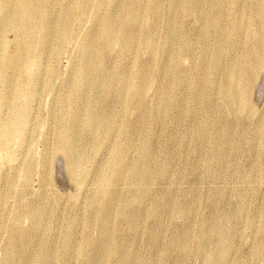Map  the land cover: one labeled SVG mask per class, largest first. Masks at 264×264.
Segmentation results:
<instances>
[{
  "label": "rangeland",
  "instance_id": "374dc122",
  "mask_svg": "<svg viewBox=\"0 0 264 264\" xmlns=\"http://www.w3.org/2000/svg\"><path fill=\"white\" fill-rule=\"evenodd\" d=\"M1 94L0 264H264V0H0Z\"/></svg>",
  "mask_w": 264,
  "mask_h": 264
},
{
  "label": "bare ground",
  "instance_id": "6f19581e",
  "mask_svg": "<svg viewBox=\"0 0 264 264\" xmlns=\"http://www.w3.org/2000/svg\"><path fill=\"white\" fill-rule=\"evenodd\" d=\"M14 1L15 0H8V3L10 4V3L14 2ZM97 9L99 10L98 5H97ZM6 25L9 28L14 27V24H12L11 22H8ZM107 32H108V29H107ZM10 54L11 53H8V50L7 49L4 50V61L3 62H4L5 67H7V68H10L11 67V59L14 58V57H16V54L15 53H13V55H11V56H10ZM233 80H235V79L231 77V82ZM238 83L239 82L237 81L236 84H238ZM235 89L236 88H235L234 84L233 85H230V86H227L226 87V94H227V96L230 97ZM21 97H22V95H21ZM6 100H7L6 96L4 94H1L0 95V103L2 104V107H5V104L7 103ZM27 109H28V104L21 103V107L17 109V112L14 111L12 113V115H10V116H2L1 115V112H0V130H5V131L9 132L10 126H13V125L16 126L18 124H19V126H18L19 128L24 129L25 126H24L23 118L27 114L26 113L27 112ZM70 130H71V126L69 127L68 132ZM4 138H6L7 140H11V137L9 135H8V137H4ZM61 143L62 144L59 145L60 150H61V148H63V151L66 154V156L70 155L72 153L71 143L69 141H67L66 138ZM116 155H119L120 156V151L116 152ZM25 173H27V172H25ZM20 176L21 177H24L23 175H20Z\"/></svg>",
  "mask_w": 264,
  "mask_h": 264
}]
</instances>
